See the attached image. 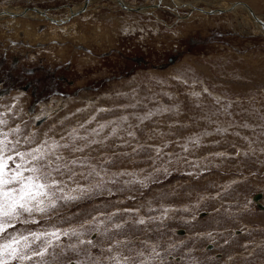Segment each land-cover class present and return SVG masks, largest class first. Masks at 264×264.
Returning <instances> with one entry per match:
<instances>
[{
  "label": "rangeland",
  "instance_id": "1",
  "mask_svg": "<svg viewBox=\"0 0 264 264\" xmlns=\"http://www.w3.org/2000/svg\"><path fill=\"white\" fill-rule=\"evenodd\" d=\"M85 1L0 0V15L45 12L14 17L20 33L0 35V54L20 59L12 74L35 68L31 89L15 80L0 95L7 122L0 130L18 128L22 150L28 137L32 146L67 143L58 152L78 164L65 191L87 190L61 202L51 220L15 231L76 228L95 244L62 238L65 255L53 264H116L114 256L128 258L121 264H264V28L243 10H190L239 2L264 21V0H183L193 5L178 13L171 0L143 13L95 0L90 15ZM124 1L137 8L160 2ZM75 9L82 12L73 17ZM27 25L36 34L29 37ZM78 26L81 36L73 33ZM93 168L103 181L88 175Z\"/></svg>",
  "mask_w": 264,
  "mask_h": 264
},
{
  "label": "snow or ice",
  "instance_id": "2",
  "mask_svg": "<svg viewBox=\"0 0 264 264\" xmlns=\"http://www.w3.org/2000/svg\"><path fill=\"white\" fill-rule=\"evenodd\" d=\"M122 119L126 121L127 117ZM6 123L0 120V124L6 125ZM115 131L114 128L113 134ZM18 132V128L12 129L11 133L0 130V264H53L59 256L65 255V247L61 245L62 238L76 237L79 245L87 243L95 247L92 240L79 239L83 233L76 228L62 230L53 225L42 231L29 230L27 234L15 231L17 224L31 225L38 224L41 220H51L58 215L61 202L68 203L80 198L79 195H73V192L78 191L83 194L87 191L79 185L77 188L65 191L68 188V182L77 175L74 168L78 164L77 159H66L62 153L58 152L61 147L68 149L67 143L60 145L58 141H53L49 144L48 140H44L39 146H32V137H28L23 141L22 150L21 140L14 136ZM10 135H13L12 139H9ZM75 139L77 137L74 136L73 144ZM80 139L86 138L80 137ZM83 150V147L78 146L71 149L73 152ZM80 166L84 167V164L81 162ZM66 173L69 175L67 179H64ZM93 173L101 177V173L95 168L88 175ZM79 175L84 176V173ZM119 175H125V173H119ZM140 183L143 185V181ZM96 187H100V184ZM123 211L134 210L124 209ZM115 215L117 213L110 214L109 219ZM96 219L93 217V221L88 223ZM138 223L144 224L145 221L141 218ZM80 227L83 228L84 225ZM114 228L120 230L123 224L116 223ZM67 248L73 252L78 251L77 244H69ZM108 251L112 249L109 248ZM112 259L116 261V264H121L122 259L127 261L128 258L114 256ZM67 264H73L71 258L67 260ZM96 264H99V261Z\"/></svg>",
  "mask_w": 264,
  "mask_h": 264
},
{
  "label": "bare ground",
  "instance_id": "3",
  "mask_svg": "<svg viewBox=\"0 0 264 264\" xmlns=\"http://www.w3.org/2000/svg\"><path fill=\"white\" fill-rule=\"evenodd\" d=\"M91 1H94V0H90V1H85L84 2V6L82 7L83 9L85 8V11H84V13H86L87 11H89V5H90V3H91ZM119 1V3H120V5L124 8V10H128V11H134V10H136L137 12H140V13H143V12H147L148 10H155V9H157L158 8V4L160 5L161 3H163V2H165L166 0H159L160 2H158V3H156V4H154L153 6H143V7H140V8H138L137 9V7H134V6H129V4L127 5V4H125L126 2L124 1V0H118ZM120 1H122V3L120 2ZM151 1V0H150ZM172 1V3H173V7L172 6H168V4L167 3H165V5L166 6H168L170 9H172V11H175L176 13H178L179 12V8H183L184 7V5H185V7H189L188 5H190V6H192L193 4L192 3H190V2H185V1H183V0H171ZM152 2V1H151ZM220 3H222L221 1H220ZM227 3V2H226ZM122 4H124V5H122ZM164 5V6H165ZM171 5V4H170ZM161 6V5H160ZM155 7V8H154ZM148 8V9H147ZM181 8V9H182ZM193 9V10H192ZM195 9V10H194ZM237 9V10H236ZM35 11L36 13H39V14H45V12L43 13V11L42 10H40V9H38V8H32V9H30V8H26V9H24L23 10V8H21V10L18 12V10H11V11H9L8 12V16H6V18H9V19H6V21H4V22H0V35H2V33H4V34H7V33H9V32H11V33H20V30L21 29H19L18 31H16V27H15V25H13V24H11V21L12 20H14L13 18L14 17H17V18H20V17H22V16H25V14L26 13H29V11ZM190 10H192L193 11V14H196V13H200V14H217V13H223V12H227L228 10H230L231 12H236L237 13V11L238 10H243V11H245L246 13H247V16H248V19H251L252 21H253V23L255 24V25H257L258 26V28L261 26V27H263L264 28V24L262 23V22H264L262 19H260V17L258 16L257 17V15H255L253 12L254 11H252V9H250V7H249V5L247 6L246 4H244V3H239V2H237V3H229L228 5H226V6H224V7H222L221 9H204V8H201V7H196L195 5L194 6H192L191 7V9ZM211 10V11H210ZM77 11H78V9H75V10H71V13H72V16L74 17L75 16V14H77ZM34 12V13H35ZM3 14V13H2ZM17 14V15H16ZM86 15H88V14H86ZM192 15V14H191ZM76 16H78V15H76ZM3 17V16H2ZM12 17V18H11ZM82 17V16H81ZM17 18H15V19H17ZM3 19V18H2ZM121 19V18H120ZM122 20V19H121ZM89 23V22H88ZM33 24V23H32ZM124 24V23H123ZM123 24H120V25H123ZM44 25H46L45 23H44ZM44 25H40V29H41V32H42V29L43 28H41L42 26H44ZM53 26V28L56 30V33H58L57 32V27H55L54 26V24L52 25ZM95 26V25H94ZM98 26V25H97ZM96 26V27H97ZM126 26V25H125ZM134 26V25H133ZM122 27V26H121ZM135 27V26H134ZM122 28H124V29H126V27H122ZM29 29V30H28ZM40 29H38V31H40ZM50 29V28H49ZM119 29H120V26H119ZM124 29H123V31H124ZM132 29V28H131ZM24 31H25V28L23 29ZM33 30H36V29H34V27L32 26V25H27V35H29V37H30V35H32V33H31V31L34 33V31ZM44 30V29H43ZM64 31H65V28L63 29ZM111 30V29H110ZM122 30V29H121ZM260 30H262V29H260ZM90 31H92V30H90ZM103 31V30H102ZM126 31V30H125ZM96 32V31H95ZM11 33H10V35H11ZM73 33H77L78 35H80V34H82V29H80L79 28V26L78 27H76V28H74V30H73ZM99 33V32H98ZM98 33H96V34H98ZM130 33V32H129ZM34 34H36V33H34ZM59 34V33H58ZM76 34V35H77ZM26 35V36H27ZM61 35V39H68L69 40V37H65L64 35H66L65 33H62V34H60ZM89 35V34H88ZM94 35V34H93ZM81 36V35H80ZM15 37H17V36H15ZM53 37V36H52ZM86 37V36H85ZM89 37V36H88ZM1 38H3V37H1ZM50 38V37H49ZM90 38V37H89ZM16 39V38H15ZM30 39V38H29ZM54 39V38H53ZM55 39H57L56 37H55ZM60 39V40H61ZM48 40V39H47ZM80 40V39H79ZM87 47V46H86ZM66 56V55H65ZM87 57V56H86ZM87 59V58H86ZM84 62V61H83ZM83 62H81V63H83ZM80 63V64H81ZM92 64V63H91ZM82 65V64H81ZM85 65V64H84ZM83 66V65H82ZM89 66V65H88ZM90 67V66H89Z\"/></svg>",
  "mask_w": 264,
  "mask_h": 264
},
{
  "label": "flooded vegetation",
  "instance_id": "4",
  "mask_svg": "<svg viewBox=\"0 0 264 264\" xmlns=\"http://www.w3.org/2000/svg\"><path fill=\"white\" fill-rule=\"evenodd\" d=\"M30 9H32V8H30ZM29 12H33V11L30 10ZM7 14H8V12H4L2 15H0V22L4 21L6 16H8ZM89 15H90V11H89ZM1 37H3V36H1ZM35 44H39V43H35ZM10 55H11V53L9 54L7 52V50H4L0 54V86H1L0 95L9 94V92L11 91V88L15 84V80L19 83H23V86H21V88L22 87L23 88L28 87L30 89L32 88V84L28 85L27 75L33 74L35 71V68H29L28 69L26 67H22V70L19 69L16 71L17 72L16 75L12 74V72L20 64V59L13 55L11 58V63H10V61H9ZM61 81L65 82L66 79H61ZM33 92H34V95H36L35 90ZM35 99H38V98L35 97Z\"/></svg>",
  "mask_w": 264,
  "mask_h": 264
},
{
  "label": "water",
  "instance_id": "5",
  "mask_svg": "<svg viewBox=\"0 0 264 264\" xmlns=\"http://www.w3.org/2000/svg\"><path fill=\"white\" fill-rule=\"evenodd\" d=\"M87 1H90V0H86V2H87ZM120 2L122 3V1H120ZM122 5H124V4H122ZM137 9H138V8H137ZM83 10H84V9H82V11H83ZM82 11H78L77 14H75V15H78V14H79L80 12H82ZM262 23L264 24V22H262Z\"/></svg>",
  "mask_w": 264,
  "mask_h": 264
}]
</instances>
